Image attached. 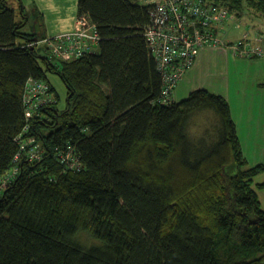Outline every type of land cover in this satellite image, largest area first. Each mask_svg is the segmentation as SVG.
Instances as JSON below:
<instances>
[{"label":"trees","instance_id":"trees-1","mask_svg":"<svg viewBox=\"0 0 264 264\" xmlns=\"http://www.w3.org/2000/svg\"><path fill=\"white\" fill-rule=\"evenodd\" d=\"M6 1L0 183L17 153L26 83L49 84L47 74H57L67 96L60 111L50 84L54 103L29 132L41 159H23L0 193V264H264V182H256L264 164L248 167L223 98L200 90L159 101L162 80L143 36L150 7L78 0L75 17L87 15L101 40L94 54L66 62L30 47L35 34L21 31L25 21ZM205 2L234 19L245 6L264 17V0ZM202 111L213 113L212 133L194 140L190 120ZM71 149L80 172L57 161ZM83 231L93 246L78 241Z\"/></svg>","mask_w":264,"mask_h":264},{"label":"built area","instance_id":"built-area-1","mask_svg":"<svg viewBox=\"0 0 264 264\" xmlns=\"http://www.w3.org/2000/svg\"><path fill=\"white\" fill-rule=\"evenodd\" d=\"M149 6V22L144 28L143 36L146 47L153 53L155 67L162 80L159 101L169 104L178 83L196 60L202 48L237 49L245 55L263 57L262 40L257 35L244 33L236 44L226 43L221 31L231 19L223 7L206 4L205 0H128ZM239 24V23H238ZM237 24V25H238ZM101 38L91 19L86 15L76 16L73 27L64 33L45 36L34 40L33 47H48L49 58L68 61L94 54ZM54 41V42H53ZM53 43V45H51ZM35 45V46H34ZM22 94L24 125L13 141L17 144V153L12 166L0 183V193L7 189L15 179L18 167L23 159L38 162L43 154L42 146L29 135L32 121L44 120L43 107L51 106L55 96L50 84L37 80L26 83ZM57 161L66 170L79 172L82 166L73 156V150L62 151ZM1 195V194H0Z\"/></svg>","mask_w":264,"mask_h":264},{"label":"crops","instance_id":"crops-1","mask_svg":"<svg viewBox=\"0 0 264 264\" xmlns=\"http://www.w3.org/2000/svg\"><path fill=\"white\" fill-rule=\"evenodd\" d=\"M75 2L72 1V4ZM76 11L77 7L74 15H71L68 8L67 13L58 14L54 25H48L47 34L41 29V38L72 29ZM235 19L231 17L221 31V37L226 43L236 44L246 32L264 39L263 16L245 6L244 12ZM197 55L174 91L175 102L184 101L189 94L200 90L223 98L230 109L231 120L235 124L241 152L248 167L264 164V58H252L235 48L228 50L213 47L202 48ZM205 112L210 121L213 113ZM261 175L264 178V173ZM259 178L260 175L256 180Z\"/></svg>","mask_w":264,"mask_h":264},{"label":"rangeland","instance_id":"rangeland-1","mask_svg":"<svg viewBox=\"0 0 264 264\" xmlns=\"http://www.w3.org/2000/svg\"><path fill=\"white\" fill-rule=\"evenodd\" d=\"M66 1L67 0H7L6 5L8 9H12L15 12L16 14L15 20L17 22H21L23 20L25 21V24L21 28V31L28 35L35 34V37L40 39L42 37L41 29L43 28L45 30V34H47L48 25L50 27L54 25V23L58 19L57 16L58 14L67 13V10L69 8V12L71 13V15H74L78 0H76L74 5L72 4V1L74 0H68V2ZM75 19L76 18H74V21ZM65 31H69V30H65ZM65 31H60L59 33H64ZM54 34H58V33H54ZM54 34L47 36H53ZM51 45H53V43ZM47 49H48L47 46L44 47L43 45H41V47H37V49L35 50L36 52L38 51L41 55H44L45 53H48ZM47 81L49 82V84H51L56 94L59 96L58 109L60 111L63 110L66 107L65 100L67 96L64 84H62L57 74L56 75L47 74ZM47 122H48L47 125L48 124L52 125L49 118ZM209 122H210L209 118L205 111H202L200 114L198 113L196 115H193L191 117L190 125H189V133L192 139L198 140V138H201L202 136H205L207 139V136H210L212 133L210 132V130L206 129V127L209 126ZM80 171L82 170L80 169ZM260 177L261 178H259L256 181L257 183L264 182V178L262 177V175H260ZM259 195L261 198L262 206L264 208V191H260ZM76 237L80 243L84 244V246L94 245V240L87 231L85 233L84 231L77 233Z\"/></svg>","mask_w":264,"mask_h":264},{"label":"water","instance_id":"water-1","mask_svg":"<svg viewBox=\"0 0 264 264\" xmlns=\"http://www.w3.org/2000/svg\"><path fill=\"white\" fill-rule=\"evenodd\" d=\"M37 38H34V40H36Z\"/></svg>","mask_w":264,"mask_h":264}]
</instances>
